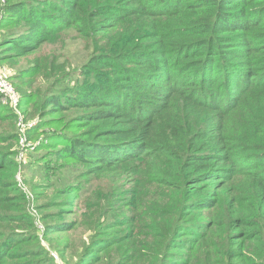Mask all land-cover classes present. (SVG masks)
<instances>
[{"label":"trees","instance_id":"16d2710c","mask_svg":"<svg viewBox=\"0 0 264 264\" xmlns=\"http://www.w3.org/2000/svg\"><path fill=\"white\" fill-rule=\"evenodd\" d=\"M1 13L12 28L0 60L36 53L62 27L91 39V82L40 100L36 79L67 74L45 53L17 77L37 97L31 114L81 109L65 159L127 184L133 218L113 234L110 264H264V0H0Z\"/></svg>","mask_w":264,"mask_h":264},{"label":"rangeland","instance_id":"374dc122","mask_svg":"<svg viewBox=\"0 0 264 264\" xmlns=\"http://www.w3.org/2000/svg\"><path fill=\"white\" fill-rule=\"evenodd\" d=\"M1 15L0 43L12 28L2 25ZM40 46L31 55L0 60L19 97L14 107L0 96V113L9 114L0 120V152L10 154L7 156L16 162L12 171H0V183L7 186L3 191L8 196L7 202L0 203V248L6 251V256L0 254V264H28L39 257L50 258L53 264H110L120 258L109 248L118 240L113 234L128 228L122 225L128 216L133 218L129 205L126 206L130 203L123 189L127 184L112 173L94 177L85 166L60 154L63 144L82 130L77 124L81 109L58 110L42 116L26 111L25 105L37 97L42 100L43 94L46 97L65 87L91 82L90 75L82 74V70L93 45L91 39L62 27L57 36ZM0 48L3 49L2 43ZM39 53L46 54L47 62L53 63L55 58L62 62L67 74L59 81L36 79L33 85L40 86L43 92L27 98L29 90L17 76L30 68L31 60ZM2 138L6 140L1 142ZM96 221L100 222L99 227H93ZM71 222L74 224L70 225ZM178 235V244L183 245L176 250L188 251L192 237L185 241L184 232ZM197 255L194 253V257Z\"/></svg>","mask_w":264,"mask_h":264},{"label":"built area","instance_id":"2783aa9c","mask_svg":"<svg viewBox=\"0 0 264 264\" xmlns=\"http://www.w3.org/2000/svg\"><path fill=\"white\" fill-rule=\"evenodd\" d=\"M0 96L10 101L13 106L18 105L19 97L13 84L8 80L7 76L0 64Z\"/></svg>","mask_w":264,"mask_h":264}]
</instances>
